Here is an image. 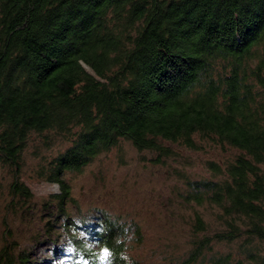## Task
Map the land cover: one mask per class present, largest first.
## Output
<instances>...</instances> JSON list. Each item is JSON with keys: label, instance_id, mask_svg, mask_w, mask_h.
<instances>
[{"label": "trees", "instance_id": "trees-1", "mask_svg": "<svg viewBox=\"0 0 264 264\" xmlns=\"http://www.w3.org/2000/svg\"><path fill=\"white\" fill-rule=\"evenodd\" d=\"M121 142L156 162L169 145L231 150L207 161L210 178L183 181L221 229L208 235L195 211L188 248L167 264H264V0H0V205L30 204L21 173L34 156L40 182L58 185L44 204L62 215L71 264H157L133 254L137 223L67 215L65 175ZM235 241L234 255L215 249ZM21 255L4 238L0 264Z\"/></svg>", "mask_w": 264, "mask_h": 264}, {"label": "rangeland", "instance_id": "rangeland-1", "mask_svg": "<svg viewBox=\"0 0 264 264\" xmlns=\"http://www.w3.org/2000/svg\"><path fill=\"white\" fill-rule=\"evenodd\" d=\"M36 140L32 136L29 150ZM169 146L171 156L156 162L152 152H139L130 143L121 142L80 173H67L65 179L75 201L67 205V215L87 226L99 221L101 211L127 224L137 223L142 241L134 244L132 251L146 263L167 264L171 257L184 253L189 246L195 211L209 223L208 235L221 229L214 208L185 201L183 181L210 178L207 161H222L232 151L207 145L201 151ZM39 162L29 155L22 167L21 180L34 195L30 204L16 209L5 208V202L0 205V248L4 238L16 245L17 252L22 254L20 260H24L18 264H71L74 252L61 228L62 215H58L54 205L44 204L59 188L55 183L40 182L35 175ZM10 180V172H0L1 190L6 195ZM51 186L54 189L48 190ZM215 249L233 255L238 251L236 241L215 244ZM34 252L37 256L31 255Z\"/></svg>", "mask_w": 264, "mask_h": 264}, {"label": "snow or ice", "instance_id": "snow-or-ice-1", "mask_svg": "<svg viewBox=\"0 0 264 264\" xmlns=\"http://www.w3.org/2000/svg\"><path fill=\"white\" fill-rule=\"evenodd\" d=\"M108 255H109L108 250L105 249L104 252H103V257L106 258Z\"/></svg>", "mask_w": 264, "mask_h": 264}, {"label": "bare ground", "instance_id": "bare-ground-1", "mask_svg": "<svg viewBox=\"0 0 264 264\" xmlns=\"http://www.w3.org/2000/svg\"><path fill=\"white\" fill-rule=\"evenodd\" d=\"M53 187H54V186H51L48 190L54 189ZM62 254H63V253H62ZM31 255H32V256H37V255H36V252H34V253L31 254ZM49 264H53V263H52V262H49Z\"/></svg>", "mask_w": 264, "mask_h": 264}, {"label": "water", "instance_id": "water-1", "mask_svg": "<svg viewBox=\"0 0 264 264\" xmlns=\"http://www.w3.org/2000/svg\"><path fill=\"white\" fill-rule=\"evenodd\" d=\"M55 186H57L58 187V185L56 184Z\"/></svg>", "mask_w": 264, "mask_h": 264}]
</instances>
